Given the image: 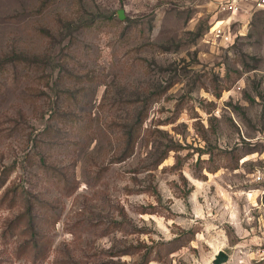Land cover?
<instances>
[{"label":"rangeland","instance_id":"374dc122","mask_svg":"<svg viewBox=\"0 0 264 264\" xmlns=\"http://www.w3.org/2000/svg\"><path fill=\"white\" fill-rule=\"evenodd\" d=\"M218 251L264 264V0H0V264Z\"/></svg>","mask_w":264,"mask_h":264},{"label":"water","instance_id":"95a60500","mask_svg":"<svg viewBox=\"0 0 264 264\" xmlns=\"http://www.w3.org/2000/svg\"><path fill=\"white\" fill-rule=\"evenodd\" d=\"M229 257L223 251H218L213 259V264H223L228 261Z\"/></svg>","mask_w":264,"mask_h":264},{"label":"trees","instance_id":"16d2710c","mask_svg":"<svg viewBox=\"0 0 264 264\" xmlns=\"http://www.w3.org/2000/svg\"><path fill=\"white\" fill-rule=\"evenodd\" d=\"M119 14H120V13H119ZM119 14H118V15H119Z\"/></svg>","mask_w":264,"mask_h":264}]
</instances>
